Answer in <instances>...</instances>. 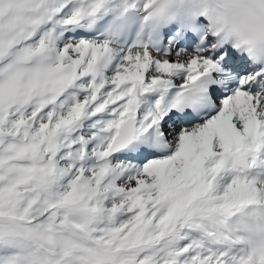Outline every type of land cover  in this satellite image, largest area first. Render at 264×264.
<instances>
[{
	"label": "snow or ice",
	"instance_id": "obj_1",
	"mask_svg": "<svg viewBox=\"0 0 264 264\" xmlns=\"http://www.w3.org/2000/svg\"><path fill=\"white\" fill-rule=\"evenodd\" d=\"M0 264H264V0H0Z\"/></svg>",
	"mask_w": 264,
	"mask_h": 264
}]
</instances>
